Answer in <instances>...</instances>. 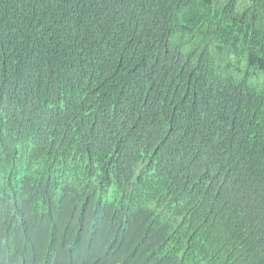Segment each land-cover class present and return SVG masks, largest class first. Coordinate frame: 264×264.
<instances>
[{
	"label": "trees",
	"instance_id": "1",
	"mask_svg": "<svg viewBox=\"0 0 264 264\" xmlns=\"http://www.w3.org/2000/svg\"><path fill=\"white\" fill-rule=\"evenodd\" d=\"M0 264H264V0H0Z\"/></svg>",
	"mask_w": 264,
	"mask_h": 264
},
{
	"label": "clouds",
	"instance_id": "2",
	"mask_svg": "<svg viewBox=\"0 0 264 264\" xmlns=\"http://www.w3.org/2000/svg\"><path fill=\"white\" fill-rule=\"evenodd\" d=\"M23 1L27 2L28 4L32 3L33 1L34 2H39V0H23ZM7 6H9V5H7ZM3 8H6V7L3 6ZM11 10H14V11H17V10L18 11H22L18 6L12 7ZM28 25H29V22L26 21L25 22V29L27 28Z\"/></svg>",
	"mask_w": 264,
	"mask_h": 264
}]
</instances>
